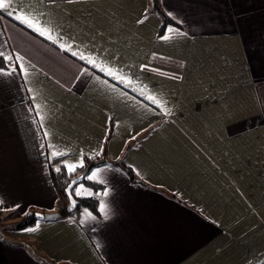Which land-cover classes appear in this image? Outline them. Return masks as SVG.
Returning a JSON list of instances; mask_svg holds the SVG:
<instances>
[{"label": "crops", "instance_id": "1", "mask_svg": "<svg viewBox=\"0 0 264 264\" xmlns=\"http://www.w3.org/2000/svg\"><path fill=\"white\" fill-rule=\"evenodd\" d=\"M11 3L57 44L0 15V50L23 57L4 61L19 79L0 86V207H22L0 212L64 210L52 151L79 164L105 145L106 159L145 185L110 164L93 168L88 180L101 189L78 185L73 196L95 198L98 214L81 208L31 232L0 230V264L263 263L264 0H159L180 26L161 36L149 0ZM72 51L111 61L131 84ZM145 94L167 101L169 114Z\"/></svg>", "mask_w": 264, "mask_h": 264}, {"label": "snow or ice", "instance_id": "2", "mask_svg": "<svg viewBox=\"0 0 264 264\" xmlns=\"http://www.w3.org/2000/svg\"><path fill=\"white\" fill-rule=\"evenodd\" d=\"M48 4H54L55 0H47ZM43 6V5H42ZM6 14L9 17H12L13 19L17 20L20 24H23L25 27L30 29L32 32L37 33L39 36L44 37L46 40L50 41L52 44H57V38L53 37L51 33V29L48 27L42 26V23L38 19H34L30 14L26 12L25 9L20 8L17 6L16 8L12 7L11 0H0V15ZM171 16L172 14L169 13ZM178 22L179 19L177 18ZM142 23V21H138ZM169 31H172L171 28L168 29ZM167 37H161V39H166ZM58 47L62 51H69L71 46L66 47L65 44L61 43L58 45ZM71 55L74 57H78L79 60L83 61L84 63L90 65L92 68L96 69L97 71L103 73L105 76H108L110 78L117 79L119 82L123 83L125 87H128L131 84V78L124 73L123 69H121L118 65L117 66H109L111 64V61L107 63H97L96 62V57L95 56H86L84 54H77V52L72 51ZM0 73H3L2 76H0V86L4 85H11L14 81L19 79V73H17L16 68H12L11 71H6V68L8 65L4 64V61L11 63L12 59L15 58V60L19 61L22 60V56H15L13 57V54L8 53L6 54L3 50H0ZM148 68L147 65H141V71H144ZM83 75H87V72L82 73ZM27 91H31L30 89H26ZM29 99H33V97H29ZM144 99L147 100L150 104L154 105L157 109H160L161 113L164 115H168L169 111L167 109V101L163 100L161 97L157 95H149L145 94ZM30 107H34L30 105ZM136 135H139L137 133ZM136 135L132 136V140L136 139ZM45 136H47V133H45ZM45 145H41V148H44ZM48 147H54L52 145H49ZM100 153L98 152L97 155ZM68 153L66 152H57V151H52L51 152V157L53 159H56L61 167H57L55 171L61 172L66 169L68 174L74 173L77 168H82L84 167V162H83V153L81 152V159L79 164H67L65 163L66 159L68 158ZM96 175L95 172L92 173V175L87 176V179H92ZM73 183H76L73 181ZM69 188H72V185H69ZM73 191L76 192V195H79L80 192L78 189H73ZM105 196L107 195V192L103 193ZM91 195V193H90ZM4 201L0 199V205H4ZM22 206L19 204L12 205L10 208L9 207H0V211H16L17 209L21 208ZM104 205L101 204V209L103 210ZM49 211H52V209H49ZM22 215H28L29 213L27 211H24L21 213ZM38 221L39 220H46L49 218L40 216L37 214ZM35 229H26V231H34Z\"/></svg>", "mask_w": 264, "mask_h": 264}, {"label": "trees", "instance_id": "3", "mask_svg": "<svg viewBox=\"0 0 264 264\" xmlns=\"http://www.w3.org/2000/svg\"><path fill=\"white\" fill-rule=\"evenodd\" d=\"M148 11L154 15L157 16V18L160 20V30H159V36H161L164 32V30L169 27H176V28H180V26L178 24H176L175 22H173L171 19H169L164 12L162 11L160 4H159V0H149V9ZM1 59V58H0ZM101 77H104L101 73H98ZM58 161H55L54 164H58ZM106 164H110L112 166L117 167L118 169H120L128 178V180L133 183V184H139V185H145L136 175L135 173L128 168L124 163H121L120 161L118 162H111L108 161L105 157V145L104 148L102 149V154L100 158H95V159H84V167L80 170L77 171V173L75 174H67L65 172V170L61 171V172H57L55 171V169L57 167H61V165L56 166L55 168H50V179L58 193L59 198L63 201V203H67V198L65 196L64 193V188L66 187V185L68 184V182L73 179L74 177H77L78 175H80L81 173H84V177L83 180L80 184L78 185H82L86 188L91 189L92 191H98L101 189L100 186L90 182L86 177L88 176L89 172L98 166L101 165H106ZM78 185L74 186L73 189H75ZM72 194H73V190H72ZM75 198V197H74ZM77 201V208L74 212H72L71 214H66L64 212V210H61V215L63 217H72L75 216L78 212L79 209L81 208H85L87 210H89L91 213H93L94 215L98 214V201L95 198H75ZM35 212H31L26 216L21 217L16 223H14L11 227L10 230L13 231H19V230H23L26 228H30L33 227L35 225L36 222H38V218H36L34 216ZM0 215H6L5 213H1ZM1 218V217H0ZM2 219V218H1ZM44 264H51L48 260H45L43 262ZM261 264H264L261 263Z\"/></svg>", "mask_w": 264, "mask_h": 264}, {"label": "water", "instance_id": "4", "mask_svg": "<svg viewBox=\"0 0 264 264\" xmlns=\"http://www.w3.org/2000/svg\"><path fill=\"white\" fill-rule=\"evenodd\" d=\"M83 177H84V173H81L80 175H78L77 177H74L73 179H71L68 184L66 185V187L64 188V193H65V196L67 198V203L64 207V212L66 214H71L72 212H74L77 208V201L76 199L74 198L73 194H72V190L74 188V186L80 184L83 180ZM73 181H75L76 183H73ZM69 185H72V188L70 189L69 188ZM37 214H39L40 216H43V217H46V218H49V219H46V221H50V220H54V219H57L61 216V213L60 212H56V213H49V214H44V213H35L34 216L36 218L37 217Z\"/></svg>", "mask_w": 264, "mask_h": 264}, {"label": "rangeland", "instance_id": "5", "mask_svg": "<svg viewBox=\"0 0 264 264\" xmlns=\"http://www.w3.org/2000/svg\"><path fill=\"white\" fill-rule=\"evenodd\" d=\"M2 213V212H1ZM0 230L9 229L14 223H16L19 219H15L14 217H8V215H0ZM46 221V220H39ZM2 234V233H1Z\"/></svg>", "mask_w": 264, "mask_h": 264}]
</instances>
